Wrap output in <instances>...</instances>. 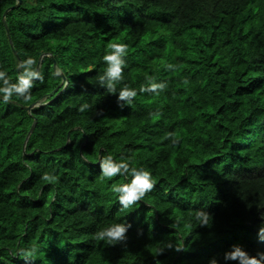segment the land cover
Masks as SVG:
<instances>
[{
  "label": "trees",
  "instance_id": "trees-1",
  "mask_svg": "<svg viewBox=\"0 0 264 264\" xmlns=\"http://www.w3.org/2000/svg\"><path fill=\"white\" fill-rule=\"evenodd\" d=\"M19 1L4 16L12 49L2 14L16 0H0V70L16 83L18 58L32 56L43 82L30 101L0 95V264H240L224 258L232 245L264 252V0ZM114 42L128 45L117 92L138 93L123 108L96 84ZM146 76L166 90L140 93ZM109 153L155 181L130 208L112 191L125 178L101 177ZM123 222L125 243L95 239ZM166 241L184 250L156 254ZM33 244L37 258H21Z\"/></svg>",
  "mask_w": 264,
  "mask_h": 264
},
{
  "label": "clouds",
  "instance_id": "clouds-1",
  "mask_svg": "<svg viewBox=\"0 0 264 264\" xmlns=\"http://www.w3.org/2000/svg\"><path fill=\"white\" fill-rule=\"evenodd\" d=\"M108 51L103 56V61L106 64V68L103 73L98 75L96 84L105 86L104 89L109 94H116L117 104L120 108L125 105H131L132 101L137 96V90L130 88L127 84L117 92V85L120 84L123 79V70L127 66L126 61L122 57L128 53V45L122 42L109 43L107 45ZM37 64V59L32 56H28L26 59L18 60L16 67L22 69L18 72L16 77V83L11 82V78L6 75L5 70H0V95L3 97L4 103H9L15 96L24 101H30L32 99L31 89L34 86V82L39 80L43 82V75L41 71L34 70V65ZM166 68L173 67L171 63L165 65ZM60 74V72H58ZM63 77V75H62ZM33 78H36L34 81ZM147 84L141 86L140 93H154L159 95L166 90L167 82H157L156 77L146 76ZM187 83V79L184 80ZM65 84V83H64ZM67 86V84L65 85ZM36 105L38 103H35ZM90 105L84 103L80 105L78 111L85 112L90 109ZM102 110L97 111L100 115ZM169 136L175 137L174 142H171L173 146L178 143V138L174 133H168ZM100 174L102 178L111 179L116 176H122L126 182L118 185H112V191L118 194V201L122 208H130L134 204L143 200L145 195L153 190L155 187V181L152 178V174L144 167L133 166L132 159L130 157L121 156L117 160L111 153L102 156L99 159ZM130 177V179H129ZM41 179L48 182L56 180L54 175L45 172L42 174ZM195 219L201 226H208L211 220V215L201 209H197L195 212ZM131 227L129 223H113L106 228H102L95 233V239L97 241H105L107 245L123 244L127 241V232ZM259 240L264 242V223L258 228ZM139 234V233H138ZM164 248H174L176 251L184 250L181 244L173 245L171 241L164 242L162 247L157 248L156 254L163 252ZM231 251H226L224 258L231 260H238L240 264H262L264 262V252H257L255 256H250L243 248L234 244L231 246ZM39 247L33 244L27 249H19L18 254L25 260H35L38 256ZM209 264H217L214 258L209 259Z\"/></svg>",
  "mask_w": 264,
  "mask_h": 264
},
{
  "label": "water",
  "instance_id": "water-1",
  "mask_svg": "<svg viewBox=\"0 0 264 264\" xmlns=\"http://www.w3.org/2000/svg\"><path fill=\"white\" fill-rule=\"evenodd\" d=\"M19 3H20V1H19V0H16L15 4H14L13 6H11V7H8V8L3 12V14H2L3 25H4V28H5V31H6V34H7V36H8L9 43H10V46H11L12 49H13V46H12V42L10 41V38H9V35H8V31H7L6 23H5V21H4V16H5V14H6V12H7L8 10L17 7V6L19 5ZM16 57L18 58V55H16ZM18 60H20V59L18 58ZM36 67H38V63H37V66H36ZM16 71H17V72H20V69H17V67H16ZM60 75L62 76L61 73H60ZM35 105H36L35 103H31V104L25 106L24 108H25L27 111H29V110H30L33 106H35ZM32 126H33V125H31V127H30V129H29V131H28V133H27V135H26V137H25L24 143H25V141H26L28 135H29L30 132H31Z\"/></svg>",
  "mask_w": 264,
  "mask_h": 264
}]
</instances>
